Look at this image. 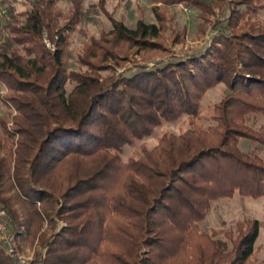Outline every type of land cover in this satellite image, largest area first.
Masks as SVG:
<instances>
[{
    "label": "trees",
    "instance_id": "trees-1",
    "mask_svg": "<svg viewBox=\"0 0 264 264\" xmlns=\"http://www.w3.org/2000/svg\"><path fill=\"white\" fill-rule=\"evenodd\" d=\"M54 1L37 0L23 23L8 25L0 46L5 104L17 113L10 129L0 118V210L9 230L40 243L42 264H254L258 220L212 233L200 224L220 200L264 198V159L240 148L243 139L264 147V131L248 124L251 115L264 118V24L257 21L264 0H214L219 9L230 6L228 33L204 56L106 79L94 73L105 63L163 56L167 6L198 10L203 37L214 3L146 0L161 4L153 8L158 24L114 23L80 59L90 71L75 72L66 30L79 23L80 7L59 26ZM183 39L175 33L174 43ZM219 85L228 93L214 108L216 125L205 130L196 121L205 95ZM183 117L190 130L165 133L156 147L124 161V147ZM45 224L52 234L42 232ZM0 264H14L1 244Z\"/></svg>",
    "mask_w": 264,
    "mask_h": 264
},
{
    "label": "rangeland",
    "instance_id": "rangeland-1",
    "mask_svg": "<svg viewBox=\"0 0 264 264\" xmlns=\"http://www.w3.org/2000/svg\"><path fill=\"white\" fill-rule=\"evenodd\" d=\"M214 3L215 1L211 0ZM37 0H0V46L8 41L9 24L23 23L25 12L32 8ZM79 11V23L71 30H66L68 42L66 45V60L69 71L87 72L90 71L87 65H82L80 59L85 58L87 48L94 42H101L105 35L110 34L114 29V23H122L130 29H135L138 22L144 21L146 24H158L157 17L153 12L154 6L146 0H55L52 8L59 14V26H65L69 19ZM245 8L243 7L242 10ZM230 6L227 5L219 9L214 8L215 16L211 17L212 24L208 25V31L201 37L199 27L205 25L200 18V12L185 4L167 6L166 31L162 35V42L167 47L163 56L145 60L141 55H131L128 62L117 65L114 62L105 63L104 69L94 70V73L103 79L106 78H131L141 72L153 71L164 68L170 64L185 62L194 57L204 56L211 47L213 39L220 33H228L227 22L230 16ZM6 12V13H5ZM257 21L264 24V11L259 12ZM257 22V23H258ZM184 35L182 43H174L175 33ZM45 42L48 47L52 44L45 35ZM73 88L72 84H67V91ZM8 89L0 84V118L8 119V128H12V118L17 115L16 111L6 106L5 100ZM228 93L224 85L210 90L205 95L201 110V118L196 121L205 130L216 124L211 117L216 104L221 102ZM6 103V104H5ZM248 124L259 131H264V118L259 115H251ZM189 120L183 117L179 121L165 123L156 130L153 137L137 142L134 146H126L122 151L124 161L131 158H139L142 149H153L158 145L159 138L165 134L182 135L190 130ZM3 135L0 125V137ZM240 148L244 152L258 155L264 159V147L253 144L249 140H241ZM248 220H258L260 223V235L256 242L257 257L254 264H264V198L255 200L242 197L236 194L232 199H223L214 203L210 214L206 220L200 224L203 231L212 233L215 230H227L233 228L239 222ZM63 226L58 221L59 230ZM42 232L52 234L49 226L45 224ZM20 248L27 255L38 259V254H45V249L40 247L38 241L34 245L24 243L19 240Z\"/></svg>",
    "mask_w": 264,
    "mask_h": 264
},
{
    "label": "built area",
    "instance_id": "built-area-1",
    "mask_svg": "<svg viewBox=\"0 0 264 264\" xmlns=\"http://www.w3.org/2000/svg\"><path fill=\"white\" fill-rule=\"evenodd\" d=\"M0 244L14 264H42L39 260L34 259L33 256H29L22 251L19 240L9 230L8 217L3 210H0Z\"/></svg>",
    "mask_w": 264,
    "mask_h": 264
}]
</instances>
